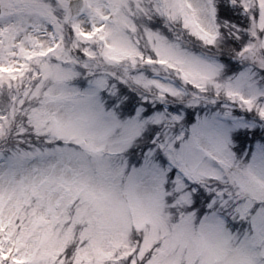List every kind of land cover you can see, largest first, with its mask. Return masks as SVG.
Masks as SVG:
<instances>
[{
    "label": "rangeland",
    "instance_id": "rangeland-1",
    "mask_svg": "<svg viewBox=\"0 0 264 264\" xmlns=\"http://www.w3.org/2000/svg\"><path fill=\"white\" fill-rule=\"evenodd\" d=\"M212 1L162 0L160 7L156 0L154 5L211 41L217 35ZM241 1L247 8L250 0ZM67 2L0 0L4 6L0 17V124L10 128L22 117L36 133L48 132L67 144L62 141L60 146L10 152V145L1 141L5 129L0 131V264H117L142 230L146 245L162 237L146 264H264V139L242 137L260 125L237 115L238 110H251L264 124V78L246 64L235 75L225 76L214 57L194 54L159 31L149 30L142 14L152 20L148 6L152 3L146 0H84L81 13L72 19L73 28L82 41L99 40L105 61L128 58L135 67L136 61L142 62L139 57L162 59V69L152 68L150 78L128 68L112 76L123 81L130 76L149 89L156 86L151 102L163 101L165 91L183 93L172 81L155 79L160 70L226 100L218 104L213 97L204 100L210 107L199 118L195 114L188 137L180 142L174 143L175 134L164 129L166 133L157 140L165 165L151 162L153 154L148 151L149 162L126 166L125 160L116 158L127 155L126 146L144 130L149 115H142L138 123L140 109L131 115L133 110L128 108L125 118L107 110L100 97V90L111 91L104 73L83 85L77 83V75L91 68L95 52L91 44H87L90 58L84 68H78L69 54L64 62L37 57L56 44L49 17L57 16L58 10L68 16ZM257 2L258 23L250 13L249 32L255 41L247 44L248 52L241 59L264 69V32L262 39L257 33L264 30V0ZM111 8L116 11L114 22L109 18ZM167 17L160 21L169 27ZM134 19L148 31L141 28L138 35ZM139 38L145 42L137 50L134 43ZM17 86L19 91L14 92ZM198 96L194 93L196 102L201 100ZM4 105L9 111L1 110ZM179 118L162 111L154 112L151 121L171 123ZM239 144L240 154L232 147ZM195 187L209 197L204 214L198 212L201 216H196L192 206L190 192L197 191ZM170 192L182 214L175 213L173 224L164 207ZM256 202L259 208H254ZM185 207L188 213L183 216L186 209L181 208ZM226 218L238 223L251 220L239 229L251 233H231L224 228ZM72 243L75 248L66 251ZM130 260L136 261L135 256Z\"/></svg>",
    "mask_w": 264,
    "mask_h": 264
},
{
    "label": "trees",
    "instance_id": "trees-1",
    "mask_svg": "<svg viewBox=\"0 0 264 264\" xmlns=\"http://www.w3.org/2000/svg\"><path fill=\"white\" fill-rule=\"evenodd\" d=\"M216 2H217V7H216L217 12L215 15V22L218 25L219 35L221 36L219 40L220 43L222 44L218 49L217 55L219 56L220 60L223 61L224 59L225 61H227L230 58V56L234 53L233 51L240 50L243 47L247 39L245 37L248 33V27L250 23L246 18V16L241 14L240 7H238L236 3L230 4L229 1L226 0H216ZM55 15H57V17L60 19V21H58V23L56 24L57 30L61 32V34L67 41L68 46L72 50H76L78 53L79 50L81 51V49H83L82 47H84L85 44H81L80 46L76 44L78 40L75 38L72 26L65 22L66 16L64 14V10L63 11L58 10L55 13ZM142 16L145 19V22H143L144 26L151 27L153 29L156 28L161 29L163 34H167L171 38L176 37V39L180 42L181 45L186 46L188 48L193 47L198 50L206 49L204 45H201V43L197 41L198 39L197 36L193 32H190L187 28L185 27L181 28V23L179 21H176L175 18L173 21H171L172 27L168 28V26H165L161 23L160 18L162 17L159 16L157 12H154V14L151 15L152 17L155 18V20L147 21L146 15L142 14ZM137 19H134L137 23V30H141V28H145L143 25L140 24L139 21H137ZM243 38L245 39L242 41ZM141 44L142 41L139 43V45ZM80 57L82 58L85 57L83 52L82 55H80ZM259 72L264 78V69H260ZM112 84L114 86V90L111 92V94L102 91L103 101L107 107L113 106L114 110L119 112L120 114H127L128 108H130V110H133L131 111V115H132L137 105L139 104L144 107L146 113L164 111L167 114H170L171 116L180 117L179 119H175V121L171 123L167 120H162L157 124H152L151 126H149L148 130L144 131L142 136L143 139L153 140L156 136L157 138H159L160 134L166 133V130L164 129H167L168 133L172 131L173 134L176 135V137L179 133H183V137L185 138V136L188 134L189 127L195 120V114L199 116L204 108L202 99L196 102L193 100L192 97H189L193 92L198 91L197 89L191 86H185L186 88L185 94L187 97L182 100L181 99L176 100L172 96L166 95V99L163 100L164 104L166 105L164 107L163 102H158V101H154L152 103L149 102V98H151L152 91L148 88H145L141 84H135L133 81L128 79L126 81H121L118 80V78H114ZM13 91L18 92L19 87L18 86L14 87ZM140 95L147 96L148 98L147 101L145 100L143 101ZM206 97L207 95L204 96V98ZM10 100H11V92H10ZM12 106L13 105L10 104V112ZM1 110L9 111L8 107L5 105L1 108ZM243 115L248 118L254 117L253 114H248L246 112H244ZM17 119L19 120L16 123L12 122L10 128L6 130L4 138L1 140L2 142L8 143L10 145L8 149L34 147L36 146L37 142L42 141V137L37 136L31 124L23 123L24 118L22 117ZM241 134L242 132H240V135ZM242 137L252 139V141L256 139L263 140L264 128L249 133L244 132L242 134ZM158 141L161 142L160 140ZM151 145L157 148L156 152L151 157V160L155 159L160 163H164V161L161 160V156L159 154V151L162 149L159 146L157 147L156 145H154V143H152ZM241 145L242 144H239L235 148L238 154H240L242 151V149L239 148ZM8 149L6 150L9 151ZM146 151L147 149L143 151V148L141 149L137 148L135 144L133 148L130 150L131 153H134L133 155L130 156L131 162H135V160H137L138 162V160H141L142 157L146 155ZM131 162L129 161V163ZM226 189H228V186H226ZM226 195L229 196L228 190L226 191ZM207 202H208V196H206L201 189L198 192L193 193L192 206L193 208L198 210L197 216H200L199 213L204 212L205 204ZM179 205L180 204H175L173 198L169 197L167 199L166 206H168L169 210L175 212L176 214H179L180 212ZM181 209L182 211L186 209L185 212L188 211L186 207ZM226 225L228 228L234 231L241 229L245 225V222L238 223L236 227L229 222H226ZM73 248L74 246L71 245L70 247L67 248V250L71 252Z\"/></svg>",
    "mask_w": 264,
    "mask_h": 264
},
{
    "label": "water",
    "instance_id": "water-1",
    "mask_svg": "<svg viewBox=\"0 0 264 264\" xmlns=\"http://www.w3.org/2000/svg\"><path fill=\"white\" fill-rule=\"evenodd\" d=\"M83 6V0H71L69 2L70 14L72 16L77 15Z\"/></svg>",
    "mask_w": 264,
    "mask_h": 264
}]
</instances>
